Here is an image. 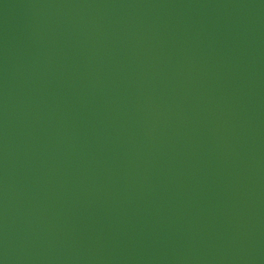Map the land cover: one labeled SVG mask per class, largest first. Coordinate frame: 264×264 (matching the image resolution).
I'll return each instance as SVG.
<instances>
[{"label": "water", "instance_id": "1", "mask_svg": "<svg viewBox=\"0 0 264 264\" xmlns=\"http://www.w3.org/2000/svg\"><path fill=\"white\" fill-rule=\"evenodd\" d=\"M0 264H264V0H0Z\"/></svg>", "mask_w": 264, "mask_h": 264}]
</instances>
